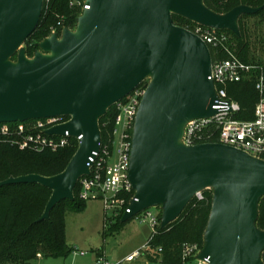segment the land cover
Returning a JSON list of instances; mask_svg holds the SVG:
<instances>
[{
    "label": "water",
    "instance_id": "obj_1",
    "mask_svg": "<svg viewBox=\"0 0 264 264\" xmlns=\"http://www.w3.org/2000/svg\"><path fill=\"white\" fill-rule=\"evenodd\" d=\"M90 9L75 30L65 27L39 45L33 58L24 48L38 28L45 0H0V123L55 117L71 120L49 136L81 138L59 175H27L0 188L38 184L52 192L40 222L51 219L91 174L100 152V121L118 102L149 81L133 133L129 178L136 192L122 224L159 208L161 229L175 223L207 190L213 204L198 261L264 264V231L258 228L264 198V161L219 143L188 147L183 138L193 121L218 114L213 58L208 45L176 26L179 16L240 37L239 20L264 7L242 5L227 14L204 0H84Z\"/></svg>",
    "mask_w": 264,
    "mask_h": 264
},
{
    "label": "trees",
    "instance_id": "obj_2",
    "mask_svg": "<svg viewBox=\"0 0 264 264\" xmlns=\"http://www.w3.org/2000/svg\"><path fill=\"white\" fill-rule=\"evenodd\" d=\"M204 4L211 11L222 15L242 5L254 8L264 7V0H204ZM56 14L63 17L64 21L67 20V26L71 29L76 26V20L82 14V9L71 8L70 0L45 1L40 24L27 42L33 38L40 42L46 39L51 34L52 27L57 28ZM250 18H259L264 23V9L256 15L243 16L239 20L240 37L229 31H219V33L228 34L230 41H233L229 44V50L222 47L211 49L214 61L228 60L234 55L241 61L257 65L262 69L251 73L242 82L227 86L229 99L241 107L237 118L246 121L254 118V110L260 102L256 85L260 73L264 74V59L257 60L252 50V37L244 29L243 21ZM173 22L176 26L185 29L195 25L179 16H173ZM261 42V48L264 50V39ZM29 53L32 57L34 52L30 50ZM145 84L141 86L144 87ZM115 117L116 113L112 107L100 121L102 140L105 143H110L113 139ZM77 150V143L56 152L50 150L35 152L20 150L10 145L0 146V182L11 177L33 174L44 177L59 175L67 168ZM78 192L77 188L75 202L60 203L53 209L50 220L39 223L52 196L49 189L38 184H20L0 188V264H33L39 257L68 258L73 253V249L67 243L65 217L69 210L81 213L86 207V202L79 199ZM203 196V200L195 198L175 223L164 230L159 229L156 235L152 234L148 242L152 254L146 256V262L184 264L182 259L184 245L199 244L203 247L204 234L212 210L213 192L204 191ZM43 206H45L44 211ZM259 213L257 226L264 231V198L260 202ZM115 221L118 222L116 228L123 225L121 216ZM159 249H162L161 253H158ZM262 259L264 262V254Z\"/></svg>",
    "mask_w": 264,
    "mask_h": 264
},
{
    "label": "built area",
    "instance_id": "obj_3",
    "mask_svg": "<svg viewBox=\"0 0 264 264\" xmlns=\"http://www.w3.org/2000/svg\"><path fill=\"white\" fill-rule=\"evenodd\" d=\"M70 6L71 8L80 7L82 14L90 9L84 0H70ZM62 23H59L61 32L64 29ZM194 24L187 30L203 40L210 50L219 47L230 49L228 34ZM57 30L55 28L54 32ZM261 70L259 66L247 64L234 55L228 60H213L209 79L215 84L217 101L214 109L218 111V114L210 119L191 122L185 129L184 144L193 147L200 144L219 143L264 161V74L260 73L258 77L256 89L260 94V102L254 110L252 120L237 118L241 107L230 100L227 93L229 84L242 82L251 73ZM144 83H146L144 87L140 85L129 96L113 106L116 113L113 139L110 143L102 140L100 152L95 153L94 158L90 159L91 174L81 178L77 186L81 201L101 200L105 211H111L114 218L120 216L123 218L125 214L130 213V205L136 200V192L130 182L129 172L135 122L149 81ZM70 120L69 117H55L24 123H0V146L10 145L20 150L35 152L45 150L56 152L71 147L74 143H77L79 147L81 138H73L69 132L64 136L47 134L49 130L67 124ZM203 193L196 198L203 200ZM152 209H158V211L154 212ZM141 214H144L143 222H148L152 234L156 235L161 229V210L151 208ZM202 248L197 244L184 245L182 256L184 264H208L197 260ZM157 251L161 253L162 249ZM151 254L147 247L119 263L111 262L105 256H99L95 264H135L138 260L146 261V256Z\"/></svg>",
    "mask_w": 264,
    "mask_h": 264
},
{
    "label": "rangeland",
    "instance_id": "obj_4",
    "mask_svg": "<svg viewBox=\"0 0 264 264\" xmlns=\"http://www.w3.org/2000/svg\"><path fill=\"white\" fill-rule=\"evenodd\" d=\"M61 22H63L64 28L68 27L67 20L64 21L63 17L56 14V29L58 30L54 32L55 26H53L51 34L47 38L54 33L61 32L59 26ZM243 24L245 31L247 30L252 37V50L255 52L257 60L264 59V50L261 48V41L264 39V23L259 18H250L245 19ZM76 27L77 24L71 30H75ZM43 41L40 42L33 38L25 43L24 48L29 58L34 57ZM232 42L231 40L230 43ZM30 50L34 52L32 57L29 56ZM45 206H43V211ZM152 211L157 212L158 209H152ZM115 219L111 211H105L104 203L101 200L86 202V207L81 213L69 210L65 217L66 239L69 247L73 249V253L66 259L38 258L33 264H95L100 255H104L111 262L119 263L133 253L148 247L152 229L148 222H143L144 214L137 215L119 228H116L118 222ZM135 264L151 263L138 260Z\"/></svg>",
    "mask_w": 264,
    "mask_h": 264
},
{
    "label": "crops",
    "instance_id": "obj_5",
    "mask_svg": "<svg viewBox=\"0 0 264 264\" xmlns=\"http://www.w3.org/2000/svg\"><path fill=\"white\" fill-rule=\"evenodd\" d=\"M99 255H100V254H99ZM99 255H98V256H99ZM102 256H104V255H102ZM39 258H42V257H39Z\"/></svg>",
    "mask_w": 264,
    "mask_h": 264
}]
</instances>
